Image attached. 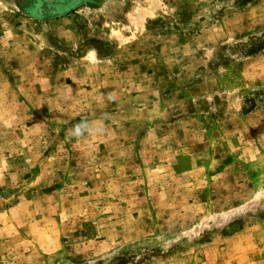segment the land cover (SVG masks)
<instances>
[{"label":"rangeland","instance_id":"obj_1","mask_svg":"<svg viewBox=\"0 0 264 264\" xmlns=\"http://www.w3.org/2000/svg\"><path fill=\"white\" fill-rule=\"evenodd\" d=\"M0 264H264V0H0Z\"/></svg>","mask_w":264,"mask_h":264},{"label":"clouds","instance_id":"obj_2","mask_svg":"<svg viewBox=\"0 0 264 264\" xmlns=\"http://www.w3.org/2000/svg\"><path fill=\"white\" fill-rule=\"evenodd\" d=\"M85 134V129L82 128L80 123L76 124L73 129L71 130L72 137H82Z\"/></svg>","mask_w":264,"mask_h":264}]
</instances>
